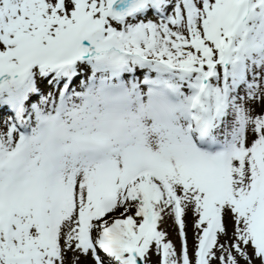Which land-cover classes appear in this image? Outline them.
Instances as JSON below:
<instances>
[{
	"label": "snow or ice",
	"instance_id": "1",
	"mask_svg": "<svg viewBox=\"0 0 264 264\" xmlns=\"http://www.w3.org/2000/svg\"><path fill=\"white\" fill-rule=\"evenodd\" d=\"M0 264H264V0H0Z\"/></svg>",
	"mask_w": 264,
	"mask_h": 264
}]
</instances>
